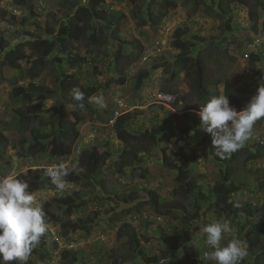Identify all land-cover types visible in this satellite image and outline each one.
<instances>
[{
	"label": "rangeland",
	"instance_id": "obj_1",
	"mask_svg": "<svg viewBox=\"0 0 264 264\" xmlns=\"http://www.w3.org/2000/svg\"><path fill=\"white\" fill-rule=\"evenodd\" d=\"M86 1L32 0L29 4L0 0V178L14 171L19 178L29 181L28 169L47 168L62 162L44 154L32 157L27 151L32 140V125L49 131L59 126V118L54 116L52 111L61 105H65L68 112L76 109L67 103V100L73 97L71 90L74 87L81 90L86 85L94 84L98 87L96 95H102L105 100V107L94 106V114L89 115L85 111L86 121L79 126L82 133L81 149L96 148L97 152L103 155L95 164L83 162L82 157L73 161L77 168L89 176L96 165V180L89 178L78 184L67 182L63 191L56 189L34 192L44 210H52L54 217L48 221L47 235L43 238V241L47 242L46 245L39 244L35 249L40 250L45 257L39 258L36 254H31L28 264H68L63 263L62 256L63 248L68 245H74L73 254L77 257V261L71 264H153L152 258L156 255L162 258V264H176L182 257V252L170 249L169 243L164 242L162 237L166 232L171 237L170 242L180 238L184 240L186 236L181 233L184 225L171 219L166 213H157L149 205L139 209L138 203L147 202L149 192H156L167 201L169 208L177 210L179 214L192 216L190 222L184 220L188 224L186 233L192 234L193 253L198 254L199 264H207L205 254L211 249L206 244V238L201 235L200 228L222 218H217L204 205L197 209L194 200L186 198L183 194L184 186L176 182L181 161L186 156H193V162L190 164L191 178L197 182L201 194L206 199H213V189L222 183V171L211 147L203 141L206 131L195 130L190 147L176 143L174 138L177 137V131H169L170 137L165 139L160 136L158 145L150 140L132 139L128 147L130 151L123 153L124 143L117 138L111 127L103 124H109L117 97L123 98L128 107H136L130 111L137 115V124L130 127L131 132L136 135L151 129L152 116L155 120L160 116L162 120L165 115V112L153 103L156 92L172 91L178 93L181 98L185 97L175 109H184L187 101L197 104V81L176 73L175 59L178 51L171 47V42L177 28L187 30L185 37L196 44L193 54L198 53L204 59L208 74L214 79L234 77L242 80L260 71V84L264 83V0H250L249 4L222 0L227 15H222V10L219 9L220 0H177V9L169 11L163 23L153 30L148 26L139 28L137 20L131 16V12L135 11L137 6L140 7L144 0H109L104 6L105 11H120L127 15L120 24L121 37L126 42L139 41L144 46L143 55H138L131 47L133 57L125 59L127 83L124 85L115 84L118 77L113 65L116 42H112L105 26H100L97 22L94 23L96 31L92 37L95 41L102 38L104 43L100 48L86 41L73 43L74 50L83 54L87 61L79 69L66 70V76L72 75L71 85H68L69 80L63 81L66 76L59 68V58L66 56L57 52L46 56L44 63L39 60L31 63L24 60L21 70L16 71L9 67L4 59L3 47L6 44L9 47L19 45L22 52L30 54L28 42L47 38L48 28H53L56 23L72 15L76 7H72L73 4H86ZM11 14L16 15V19L13 20ZM229 17L232 20L227 23ZM24 20L26 21L23 23ZM232 36L235 39H232ZM156 37L163 39L162 53L143 61L146 52L152 54V43ZM256 42L258 43L255 48L249 47ZM252 54L259 58L257 62L255 59L251 60ZM32 58L36 60L37 55ZM63 62L65 65V59ZM142 71H148L150 75L144 82V90L138 92L135 88L136 76ZM30 82L41 86L46 95L43 100H35V104L42 110L37 109L35 114L31 115L32 118L37 116L36 121L27 117L20 118L16 113V110L25 111L33 104L18 103L13 97L16 87H27ZM220 88L222 89V86ZM252 97L251 95L244 99L243 108ZM49 111L51 113H48ZM262 119L257 121L259 127L252 136L264 135ZM255 140L254 137L248 139L246 154H249ZM131 152L137 155L136 160H132ZM244 157L240 159L236 169L227 170V175L231 178L229 185L234 189L237 187L232 194L237 203V216L225 219L234 229V232L225 238V243L232 236L241 239L239 228L246 220L257 222L264 215V158L245 164ZM126 160L129 163L124 167L122 162ZM133 190H136L139 197L137 201L125 205L117 199L119 193L124 192L128 196ZM75 194L87 204L79 212L69 215L65 211L64 198ZM137 212L141 213L140 220H134L133 215ZM86 218L92 220L90 225L73 227L76 222ZM125 223L135 228L139 247L144 250L143 256H140L139 252L136 256L132 255L128 249L129 235H125L121 240L117 238L119 228L126 226ZM68 225L71 227L70 233L64 235L63 227ZM127 228L125 230H128ZM250 232L247 228L243 231L244 236L247 238ZM101 234L105 235L104 242L98 239ZM57 238L61 241H56ZM259 238L263 241L261 245L257 244L252 248L246 244L247 255L241 264H250L254 255L260 251V246H264V231L260 232ZM127 257L131 258L128 260ZM188 264L194 263L189 261Z\"/></svg>",
	"mask_w": 264,
	"mask_h": 264
},
{
	"label": "trees",
	"instance_id": "obj_2",
	"mask_svg": "<svg viewBox=\"0 0 264 264\" xmlns=\"http://www.w3.org/2000/svg\"><path fill=\"white\" fill-rule=\"evenodd\" d=\"M14 1L29 4L32 2V0ZM108 1L109 0H87L86 4H73L72 7H76L72 15L67 16L66 20L56 23L53 28H48L46 32L47 38L44 40L37 38V40L28 42L31 48L30 54L22 52L19 45L9 47L6 44L5 47H3L5 61L11 69L18 71L22 69V61L24 60L29 63L38 60L41 63H44L46 56H50L51 54L57 52L62 54L64 57L66 56L65 58H59L60 68L66 69L63 64L65 59V63L69 68L77 69L86 63L87 58L80 52L74 50L72 46L73 43L86 41L88 44H93L99 48L104 43L103 40H101L102 38L95 41L92 37L93 33L95 34L94 31H96L94 23L97 22L100 26H105L104 28H106L108 31L112 42H116L117 48L113 57V65L118 76L116 82L120 85L126 84L127 63L125 62V59L127 57H133V50L138 55H143L144 46L139 41L126 42L121 37L119 34L120 24L124 19H126L127 15L120 11L111 13L105 11L104 6ZM232 1L235 3L238 2L240 4H249L250 0ZM218 6L219 9L222 10V15H227L224 1L220 0L218 2ZM177 7V0H144L140 7L137 6L135 11L131 12V16L133 19L137 20V26L139 28L148 26L151 30H153L157 29L163 23L169 11L177 9ZM262 13V27L264 32V12ZM11 17L13 20L16 19V17L13 15ZM231 20L232 18L229 17L227 19V23H230ZM25 21L26 20L22 22L24 23ZM186 31L187 30L184 28H177L173 33L171 46L172 48L179 51L175 59V67L177 72L184 73L185 77H192L198 82V91L195 93L197 104H191L187 101L185 108L178 110L180 114H175L171 111L169 112L167 109H164V107L158 106L163 112H165L164 117L162 120H160V116L159 119L151 120V129L139 135L133 134L130 130V127L133 124H137L136 113L127 112L117 117L113 124V130L116 132L117 138L124 143L125 149L123 150V153L130 151L128 147L132 139L150 140L157 143L160 136L165 137V139L170 137V134H168L169 131L171 133L177 131V137L174 138L176 143L190 147L195 130H204L201 117L197 114V111H199L200 107L199 105L202 106L213 96L221 94V86L223 87L222 92L227 94L229 97L230 105L234 106L237 111L243 110L244 99L250 96L255 90H258L261 81L259 74L260 71H256L255 74H250L248 77L243 78L242 80L236 79L234 77L220 80L214 79L211 75H209L204 59L198 53L193 54L192 51L196 44L191 42L189 38L185 37L187 35ZM223 31L224 33H227L225 30ZM232 39H235V37L232 36ZM131 47H133L132 51H130ZM35 55H37V58H35L36 60L32 58V56L34 57ZM252 59H255V62H257L259 58L252 54L251 60ZM149 75L150 74L148 71H142L136 76L135 88L138 90V92L140 90H144L143 85L145 80L148 79ZM81 91L85 94V98L82 102L74 100L73 97L70 98V100H67L68 104L74 105L76 107L75 111L68 112L65 105H61L55 111H52L53 115L59 118V126H55L49 131H44L37 128L36 125H32V140L27 151L29 156L44 154L50 158L66 159L69 157L76 141L80 136L79 126L86 121L84 112L87 111L88 114L91 115L96 111L94 107L95 104L88 103V97L95 95L98 91L97 88L95 86H88L81 89ZM13 97L18 103H33L35 100L45 99L46 95L44 93V89L41 86L31 82L27 87H16L13 92ZM185 99V97L180 98V100L174 103L173 107L178 108L179 101H184ZM80 103L84 104L83 108L80 107ZM37 109L41 110L39 105H32L28 106L25 111L16 110V113L20 118L27 117L32 119V121H36L37 116L32 118L31 115H34L35 110ZM136 112L142 113V111ZM48 113H51V111ZM112 116L113 114H111L109 118ZM33 123L34 122H32V124ZM258 127L259 122H256L250 134V138L253 137L252 133L256 132ZM212 139V135L206 132L205 136L203 137V141L211 147V151L215 154V159L218 161L219 165H221L222 171V183L213 189V199H206V197L201 194L197 182L191 178L190 164L193 162V156L191 158L186 156V158L181 161L180 167L177 169L176 182L184 186L183 194L186 196V198L194 200L197 209L200 207V205H204L211 212H213L217 218L227 219L229 217L237 216L235 214L237 203L232 197V194L234 193V190L237 189V187L234 189L229 185L231 183V178L227 175V170L236 169L240 159L243 158L244 155L245 157L243 159V163L245 164H247L249 161H255L264 158V146H261L258 144V142H254L253 146L250 147L249 154H246V147H248L247 140L243 147L232 153L229 158H220L216 155V150L213 147ZM158 143H160V140ZM102 155L103 154H99L95 148L94 150H85L81 156V159L87 164H95V161L101 158ZM132 155V160H136L137 155ZM128 163V160H126L125 162H122V165L127 167ZM95 167L97 166L95 165L94 169ZM66 168L69 169L70 174L65 177V180L70 183L78 184L79 182L89 178L96 180V171H94V169L89 176V174H86L83 170L77 168L74 165L66 166ZM28 174L30 178L29 191L33 192L43 189H56L55 186L51 184L50 179L45 175V169H31L28 171ZM138 198L139 197L136 195V190H133V192L128 196L124 192L119 193L117 196V199L125 205H129L130 203L137 201ZM64 201L66 204L65 211L69 215L79 212L81 208L86 207L87 204V202L79 197L78 194H75V196L70 195L66 197ZM147 205H149L157 213H166V215H169L171 219L173 218L178 220L184 225L181 232L186 236L184 240L180 238V240L170 242L169 240H171V237H169L166 232L162 237L164 242L169 243L170 249L179 250L182 252V257L177 261L176 264H188L189 261L194 264H199L200 258L198 254L193 253L194 245L192 234L186 233V227L188 224L184 221L187 219V222H190L192 220V216H189V214H179L177 210L169 208L167 201L162 199L156 192H149L148 201L138 203V208L141 209ZM45 212L47 213V221L54 217L52 210L48 209L45 210ZM112 220L114 221L113 218ZM91 223L92 220L90 218H86L80 222H76L73 227L76 228L79 225L88 226ZM125 225L126 226H121V228H119L117 232V238L121 240L125 237V235H129L128 249L134 256H136L138 252L140 256H143L144 250L139 247V239L135 235V228L127 223H125ZM126 227H128L127 229L131 233L128 230H125ZM247 228L250 229L251 232L246 238L243 231ZM63 229L64 235H68L70 233L71 227L68 225L64 226ZM261 231H264V215L257 222L246 220L239 228V235L241 240L245 241L247 245L254 248L257 246V244L261 245L263 242L259 238ZM46 235L47 234L41 238L40 244L43 246H45L47 243L43 241V238L46 237ZM260 247V251L254 255V259L250 264H264V246ZM73 253H75V250L73 249H64L62 253L64 260L63 263L66 262L71 264L76 262L77 257L76 254ZM32 254H36L39 258L45 257L44 254H41L40 250H35V252L33 251ZM130 258L131 257H127L128 260ZM161 260L162 258H159L156 255L152 258V263L162 264ZM206 263L214 264V262L210 260H207Z\"/></svg>",
	"mask_w": 264,
	"mask_h": 264
},
{
	"label": "clouds",
	"instance_id": "obj_3",
	"mask_svg": "<svg viewBox=\"0 0 264 264\" xmlns=\"http://www.w3.org/2000/svg\"><path fill=\"white\" fill-rule=\"evenodd\" d=\"M12 15L16 17V15ZM155 39L154 43H152V54L146 52L143 56V61H148L150 57H156L162 53L163 39L160 37H156ZM257 43H252L249 47L255 48ZM157 48H160L161 52H157ZM65 67L66 69L60 68L59 66L60 70L66 76L68 75L66 74V70L71 68L68 65ZM176 73L178 75L184 74L178 73L177 71ZM72 79V75L69 77L66 76L63 81L66 82L69 80L68 85H71L70 82ZM115 84L118 83L116 82ZM88 86H95L98 90V87L94 84L86 85V87ZM220 90L221 94L213 96L202 106L199 105L197 114L201 117L204 131L210 133L213 137L212 144L216 150V155L220 158H229L232 153L243 147L244 143L250 138L255 123L261 118H263L264 123V83H261L258 90H255L257 92L254 91L251 94L253 96L252 99L241 111H237L234 106L230 105L228 95L222 92L223 87ZM71 93L73 99L78 102H82L85 98L84 92L79 87H74ZM158 93L177 95L176 101L181 98L178 93L172 91L156 92L153 103H156L157 106L164 107L169 112L180 114L178 110L181 109H175L173 107L176 101L169 106L157 103L156 96ZM96 94L88 97V103L95 104L99 108L105 107L104 97ZM119 101L123 102V106L119 105ZM32 104L37 105L35 101ZM179 104H181V101H179ZM80 107L83 108L84 104L80 103ZM134 108L136 107H128L123 98L117 97L112 112L113 116L109 119V124H103V126L106 125L113 129L115 119L124 113L133 111L132 109ZM153 117L150 120H153ZM111 121L113 122L111 123ZM259 136H253L256 139L255 143L258 142V144L264 146L258 141ZM81 141L82 133L80 132V136L68 158H57L62 161L60 164L42 168L45 169V175L50 179L51 184L59 191H63L68 182L65 180V177L70 174V171L66 166L74 165L73 161L80 158L85 150H91L89 148L81 149ZM29 188L30 183L28 179L19 178L18 174L14 171L0 178V264H28L32 252L39 246L41 238L48 231L47 213L44 210L43 204L37 200L36 194L34 193L36 191L31 192ZM56 189L54 190L56 191ZM133 217L134 220H140L142 216L137 212ZM233 232L234 229L230 222L225 219H216L200 228L201 235L206 238V244L211 249V251L205 254L208 260L213 261L214 264H241V261L247 255L246 242L235 236L228 239L226 243L224 242L225 238ZM104 237L105 235L101 234L98 239L104 242ZM56 241L60 242L61 240L57 238ZM73 248L74 245H68L63 249L71 250Z\"/></svg>",
	"mask_w": 264,
	"mask_h": 264
},
{
	"label": "built area",
	"instance_id": "obj_4",
	"mask_svg": "<svg viewBox=\"0 0 264 264\" xmlns=\"http://www.w3.org/2000/svg\"><path fill=\"white\" fill-rule=\"evenodd\" d=\"M157 52H161V49L160 48H157L156 50ZM256 95V94H255ZM177 100V95H174V94H165V93H158L157 96H156V102L159 103V104H163L165 106H169L171 104H173L175 101ZM120 106H123V102L122 101H119L118 102ZM118 115V113H117ZM113 121H111L112 123ZM258 141L264 145V135H260L258 137Z\"/></svg>",
	"mask_w": 264,
	"mask_h": 264
}]
</instances>
